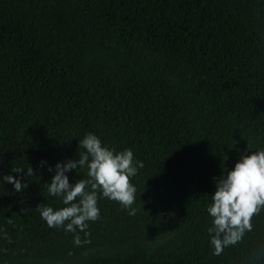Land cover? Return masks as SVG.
I'll list each match as a JSON object with an SVG mask.
<instances>
[{"label": "trees", "instance_id": "16d2710c", "mask_svg": "<svg viewBox=\"0 0 264 264\" xmlns=\"http://www.w3.org/2000/svg\"><path fill=\"white\" fill-rule=\"evenodd\" d=\"M89 133L144 167L136 214L98 193L76 246L37 207L66 206L46 185ZM248 145L264 150V0H0V264H264V211L219 256L208 232Z\"/></svg>", "mask_w": 264, "mask_h": 264}, {"label": "clouds", "instance_id": "9594fccd", "mask_svg": "<svg viewBox=\"0 0 264 264\" xmlns=\"http://www.w3.org/2000/svg\"><path fill=\"white\" fill-rule=\"evenodd\" d=\"M79 148L84 149L79 152V159L57 163L55 175L51 183L46 185L48 193L62 198L66 206L54 210L42 204L37 210L49 228H64L66 232L74 233L73 243L83 246L90 240H82L77 229L89 237L88 222H96L101 218L98 193L118 203L129 215L136 214L133 205L137 189L131 181L144 165L135 159L131 149L116 152L104 146L92 133L79 141ZM248 150L251 154L241 155L233 170H224L226 175L216 182L215 192L211 195L212 202L207 207V213L212 218V227L208 229L210 243L214 248L213 254L217 256L225 248L240 242L245 233L252 230L254 216L264 211V150L253 152L249 145ZM78 168L87 169L88 179H81L71 185L66 173ZM48 170L53 171L52 168ZM23 171L13 169L16 174ZM33 175V169L28 166L27 176ZM2 179L12 184L16 193H21L27 187L13 175L3 176ZM8 222L11 223V220Z\"/></svg>", "mask_w": 264, "mask_h": 264}, {"label": "rangeland", "instance_id": "374dc122", "mask_svg": "<svg viewBox=\"0 0 264 264\" xmlns=\"http://www.w3.org/2000/svg\"><path fill=\"white\" fill-rule=\"evenodd\" d=\"M71 262H73V260L71 261H66V262H54V263H48V262H42V263H38V264H70ZM20 264H33V263H29L27 261H24Z\"/></svg>", "mask_w": 264, "mask_h": 264}]
</instances>
